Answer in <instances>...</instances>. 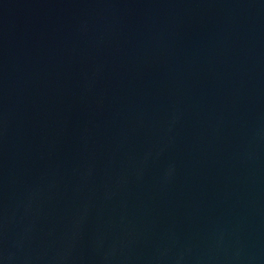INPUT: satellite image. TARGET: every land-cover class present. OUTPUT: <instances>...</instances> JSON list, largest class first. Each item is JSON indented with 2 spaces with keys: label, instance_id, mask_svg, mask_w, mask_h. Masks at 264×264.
<instances>
[{
  "label": "water",
  "instance_id": "water-1",
  "mask_svg": "<svg viewBox=\"0 0 264 264\" xmlns=\"http://www.w3.org/2000/svg\"><path fill=\"white\" fill-rule=\"evenodd\" d=\"M0 264H264V0H0Z\"/></svg>",
  "mask_w": 264,
  "mask_h": 264
}]
</instances>
